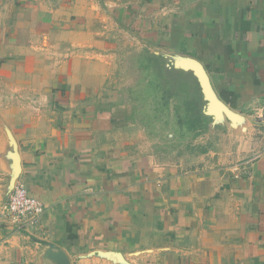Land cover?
<instances>
[{
    "label": "crops",
    "instance_id": "obj_1",
    "mask_svg": "<svg viewBox=\"0 0 264 264\" xmlns=\"http://www.w3.org/2000/svg\"><path fill=\"white\" fill-rule=\"evenodd\" d=\"M126 44L203 66L239 116L222 123L225 153L209 137L184 159L150 148L114 77ZM11 139L36 224L1 213ZM56 252L264 264V0H0V264H60Z\"/></svg>",
    "mask_w": 264,
    "mask_h": 264
},
{
    "label": "rangeland",
    "instance_id": "obj_2",
    "mask_svg": "<svg viewBox=\"0 0 264 264\" xmlns=\"http://www.w3.org/2000/svg\"><path fill=\"white\" fill-rule=\"evenodd\" d=\"M129 46H119L112 61L114 77L125 90L121 94L135 102L136 119L150 148L167 160L184 159L200 153L209 137V146L225 153L229 143L220 135L222 123L230 122H225L224 114L207 115L208 102L193 74L175 68L176 58Z\"/></svg>",
    "mask_w": 264,
    "mask_h": 264
},
{
    "label": "water",
    "instance_id": "obj_3",
    "mask_svg": "<svg viewBox=\"0 0 264 264\" xmlns=\"http://www.w3.org/2000/svg\"><path fill=\"white\" fill-rule=\"evenodd\" d=\"M175 68L189 71L193 76L198 80L201 92L204 94V99L208 102L207 105V115L220 117L221 114H224L227 119L232 123V127H236V122L239 119V116L227 108L222 101L219 100L215 91L213 90L209 77L205 72L203 66L195 59L192 58H178ZM11 143L14 149L12 153L13 159V176L11 181V187L13 189L14 182L16 181L19 175V157L16 152V147L14 141L11 139ZM55 259L60 264H69V261L63 252L54 253Z\"/></svg>",
    "mask_w": 264,
    "mask_h": 264
},
{
    "label": "built area",
    "instance_id": "obj_4",
    "mask_svg": "<svg viewBox=\"0 0 264 264\" xmlns=\"http://www.w3.org/2000/svg\"><path fill=\"white\" fill-rule=\"evenodd\" d=\"M43 211L42 203L30 195L21 182H16L2 207L1 213L14 224H20L28 219L30 224H36Z\"/></svg>",
    "mask_w": 264,
    "mask_h": 264
},
{
    "label": "trees",
    "instance_id": "obj_5",
    "mask_svg": "<svg viewBox=\"0 0 264 264\" xmlns=\"http://www.w3.org/2000/svg\"><path fill=\"white\" fill-rule=\"evenodd\" d=\"M206 120H208V118H206Z\"/></svg>",
    "mask_w": 264,
    "mask_h": 264
}]
</instances>
